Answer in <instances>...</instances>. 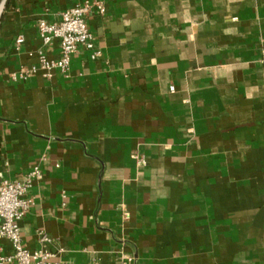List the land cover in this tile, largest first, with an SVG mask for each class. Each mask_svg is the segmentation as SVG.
I'll return each instance as SVG.
<instances>
[{
    "label": "crops",
    "instance_id": "obj_1",
    "mask_svg": "<svg viewBox=\"0 0 264 264\" xmlns=\"http://www.w3.org/2000/svg\"><path fill=\"white\" fill-rule=\"evenodd\" d=\"M84 1L98 59L13 81L58 58L38 19ZM34 166L28 250L44 231L62 264H264V0H7L0 181Z\"/></svg>",
    "mask_w": 264,
    "mask_h": 264
},
{
    "label": "built area",
    "instance_id": "obj_2",
    "mask_svg": "<svg viewBox=\"0 0 264 264\" xmlns=\"http://www.w3.org/2000/svg\"><path fill=\"white\" fill-rule=\"evenodd\" d=\"M101 1H84L63 11L59 21H48L40 18L36 29L43 47L58 43L57 59H49L43 50L36 53L37 65L20 69L12 74L13 81H26L32 74L41 73L49 79L54 71H60L66 77L70 70L71 58L82 47L88 52V59L94 61L100 56L95 47L94 36L90 32L87 19L94 13L104 14ZM23 43L18 37L15 46ZM173 87L170 88V91ZM138 169L146 166V159L139 153L132 155ZM43 175L39 167L34 166L23 180L0 181V240L7 243L9 252L0 245V264H62L56 261L57 253L49 250L52 239L44 232L37 231L39 248L33 251L26 249L21 241L19 222L30 212L34 205L29 191L34 182L40 181ZM90 264H98L93 261Z\"/></svg>",
    "mask_w": 264,
    "mask_h": 264
},
{
    "label": "water",
    "instance_id": "obj_3",
    "mask_svg": "<svg viewBox=\"0 0 264 264\" xmlns=\"http://www.w3.org/2000/svg\"><path fill=\"white\" fill-rule=\"evenodd\" d=\"M6 2H7V0H0V16H1L3 9L6 6Z\"/></svg>",
    "mask_w": 264,
    "mask_h": 264
}]
</instances>
